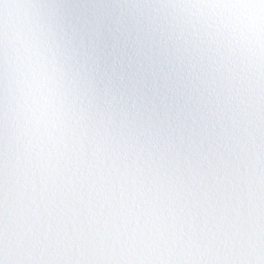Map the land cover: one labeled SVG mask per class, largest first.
Instances as JSON below:
<instances>
[{"label":"snow or ice","instance_id":"snow-or-ice-1","mask_svg":"<svg viewBox=\"0 0 264 264\" xmlns=\"http://www.w3.org/2000/svg\"><path fill=\"white\" fill-rule=\"evenodd\" d=\"M0 264H264V0H0Z\"/></svg>","mask_w":264,"mask_h":264}]
</instances>
